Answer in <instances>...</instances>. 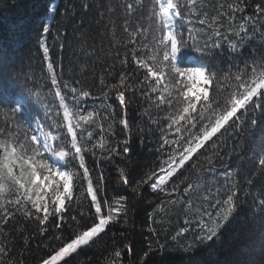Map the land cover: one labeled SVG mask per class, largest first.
Segmentation results:
<instances>
[{"label": "trees", "instance_id": "obj_1", "mask_svg": "<svg viewBox=\"0 0 264 264\" xmlns=\"http://www.w3.org/2000/svg\"><path fill=\"white\" fill-rule=\"evenodd\" d=\"M126 3H133L137 10L126 15L121 6ZM180 3L183 5L185 0ZM52 4L56 6L55 12L49 13ZM229 4L241 10L233 12L228 9ZM155 10L158 11V6ZM151 11L152 0H142V6L136 5V0H0V58L14 68L7 77L9 86L0 96V139L11 142L27 136L30 142L39 121L45 132L59 137L52 141L53 147L70 151L63 165L74 174L71 198L65 197L58 214L49 192V218L44 224L36 218L42 219L44 212L35 213L30 204L27 207L32 216L17 211L19 206L5 204L13 215L5 220L0 212V247L6 248L0 254V264H42L60 247L98 223L99 216L87 192L89 180L97 200L103 204V214L107 215L109 205L121 207L116 203L121 198H124V211L112 213L117 218L103 232L57 264H262L264 212L255 204L264 198L257 191L264 185V178L256 172L259 143L264 139V117L258 115L255 128L242 123L243 117L237 121L238 126H230V121L225 125L227 131L221 129L205 142L204 148L182 168L173 165L177 171L163 186L165 191L154 190L153 181L141 183L151 172L165 174L159 168L169 160L173 149L179 159L180 149L164 144L162 136L174 140L188 135L183 128L181 133L167 129L169 115L178 111L175 102L173 107L168 105L167 100L172 97L167 92L163 93L164 102H160L158 97L164 85L152 92L148 85L155 86V78L149 76L145 81L148 71L136 62L147 60L155 51L153 37L160 36L156 29L161 22ZM181 11L191 20V23L178 21L189 45L212 43L208 34L214 29L201 25L198 17L204 14L208 19L218 17V23L223 25L220 31L229 40H221L219 48H210L203 61L218 77L229 70L236 73L253 59L264 58V0H197L192 10L196 14H190L187 6ZM48 16L53 19L48 20ZM228 16H232L231 21ZM125 21H128L127 32ZM45 23L50 25L48 33L42 31ZM241 23H245L247 36L233 50L230 42H238V38L226 33V29L231 26L233 31H238ZM138 28L140 31L135 36L129 34ZM41 42L49 49L47 57ZM197 55L191 48L186 50L185 62L194 65L195 61L187 59ZM50 62L64 102L79 109L83 92H89L88 109L94 116L75 129L89 172L87 178L83 176L79 157L73 159L63 107L60 97L55 95L57 86L52 85V73L47 67ZM122 74L125 85L130 86L125 90L124 105H120L117 89L112 87L118 85L124 90L120 85ZM219 83L228 85L230 81L221 79ZM214 94L215 84L210 97ZM21 96L25 100L23 111L14 115L11 109ZM200 108L198 104V111ZM190 115L197 117V113ZM161 128L165 129L164 133ZM88 132L92 133L91 137ZM122 169L128 184L121 176ZM253 177V185L249 186L247 181ZM138 184L140 187L133 192ZM188 184L192 187L185 191ZM176 185L179 190L172 192ZM230 189L239 197L235 212L213 241L201 242L197 237L202 212L198 210H208V205L217 200L222 202ZM205 196L209 198L207 201ZM253 197L257 198L255 202ZM189 246L191 250L184 252ZM117 251L120 256H116Z\"/></svg>", "mask_w": 264, "mask_h": 264}, {"label": "snow or ice", "instance_id": "obj_2", "mask_svg": "<svg viewBox=\"0 0 264 264\" xmlns=\"http://www.w3.org/2000/svg\"><path fill=\"white\" fill-rule=\"evenodd\" d=\"M136 5L142 6V0H136ZM196 5L197 0H185L183 5L180 0H152L151 15L158 17L161 22L156 29V31L160 32V36L158 39L153 37L155 40V51L148 56L147 60L139 59L136 61L148 71L145 81L148 80L149 76L155 78V86L152 84L148 85L152 92H156L161 84L164 85L161 95L158 97L160 102H164V92H167L168 96L172 97V99L167 100L170 107H173L175 102V107L178 111L169 115L170 123L167 124V129H174L175 133H181L183 128V131L188 133L187 137L181 136L179 139L174 140H169L167 136H162L164 144L176 145V148L180 149L178 153L179 159L177 161L176 149H173L169 160L162 162L159 168V171L165 174L157 175V172H151L141 181V183L153 181L151 187L154 190L165 191L163 186L176 173L177 167L182 168L198 150L204 148L205 142L210 141L221 129H225V125H229L230 121L232 122L230 126H238L237 121H240L241 117H243L242 123L246 122L249 127L255 128L258 123V115L264 117V58L253 59L251 63L246 62L244 68L237 69L236 73H232L229 70L223 77H218L215 71L203 63L210 48H219L221 47V40H229V36L222 34L220 31L223 25L218 23V17L208 19L207 14L198 17V22L201 25H207V27L214 29L213 32L208 34L209 40H212L211 45L207 41H205L204 45L196 43L189 45L188 41L185 40L184 32L180 30L178 24V21L191 23V20L182 14L181 9L187 6L190 14H196L192 12ZM121 6L124 8L126 15H130L137 10L133 3H126ZM157 6L158 11L155 10ZM55 7V4H52L48 12L54 13ZM228 9L233 12L241 10L234 4H229ZM109 11H111V8H109ZM220 15L223 16L225 13H220ZM227 18L229 21L232 20V16ZM47 19L52 20L53 17L48 16ZM250 19L245 18L246 21ZM124 30L128 31V21H125ZM42 31L43 33H48L50 25L45 23ZM139 31L140 29L138 28L137 32L129 34L135 36ZM188 33L191 39V30H188ZM226 33H232L238 38V42H230L231 48L235 50L247 36L245 23H241L238 31H233L231 26H229L226 29ZM213 37L216 39H213ZM41 47L45 57H47L48 47L43 42H41ZM190 48L198 54L194 58V65L191 66L184 59L185 51ZM148 61H151V63ZM47 67L48 71L52 73V85L57 86L55 95L60 97V104L64 109L63 118L66 121L67 133L71 136V148L74 149L73 159L79 157L80 168H83V176L87 178L89 172L84 166L83 148L78 143L75 129L80 127V121L90 122L89 117L76 113L77 119L74 121L73 112L64 103V97L58 87L53 64L50 62ZM13 72L14 68L11 63L0 58V96L5 94L9 86L7 77ZM221 79L230 81V83L222 85L219 83ZM124 80L125 78L122 74L120 85L124 86V90H120L118 85L112 86L117 89L120 105L125 104V90L130 87L125 85ZM214 84L215 94L210 97V90ZM173 90L176 92L175 96H173ZM75 91L73 89V92ZM88 95L89 92H83V96L87 97ZM24 103L25 100L21 96L15 101V107L11 109L12 113L14 115L21 113ZM198 104L201 105L199 111L197 109ZM180 105H183V107L181 108ZM191 113H197L198 118L191 116ZM153 122L155 123L156 121L154 120ZM181 122L184 123L182 124ZM123 123L127 124L126 121H123ZM197 124L200 125L198 129ZM43 128V124H37L34 130L36 134L30 136V142L27 136L23 140L17 137L11 142L0 139V212L3 213V219L5 220L13 215L5 207L6 203L14 208L19 206L16 208L17 211H22L26 216H32V211L27 207L30 204L31 209H34L35 213L44 212L42 219L39 216L36 217L39 223L44 224L49 218L48 194L50 191L53 197L52 203L55 205L54 211L57 214L64 207L65 197L71 198V185L74 174L66 170V165L58 163V161H65L71 153L63 147H60L59 150L53 147L50 140L55 141L59 137L54 136L50 131L44 132ZM194 129L196 131H193ZM225 130L227 131V129ZM164 131L165 129L161 128V132L164 133ZM88 136L91 137L92 133L88 132ZM163 146L161 145V147ZM259 148V167L256 172L261 178H264V139H261ZM125 151H127V148H125ZM49 156L56 158V160L48 159ZM165 165H167V169ZM173 165H177V167H173ZM121 176L124 183L128 184L127 174L123 169L121 170ZM154 177L155 179L153 180ZM254 179L255 177L248 179L247 183L249 186L253 185ZM139 187L140 184L133 188V192L137 191ZM191 187L192 185L188 184L185 191ZM235 187L233 185L232 189ZM232 189L226 193V199L222 202L217 200L215 205H208L209 208H216L215 215L207 209L198 210L202 212L200 235L197 237L201 242L213 241L235 212L237 207L236 200L239 197L236 196V192ZM177 190H179V185L172 188V192ZM257 191L261 197H264V185ZM87 192L91 195L95 212L99 216V222L90 229L83 231L82 235H78L71 242L60 247L54 255L45 259L42 264H57L58 261L75 252L79 246L88 244L93 237L104 231L107 224L117 218L112 213L119 214L124 211L122 206L124 198H121V200L116 201L121 207L113 208L109 205L107 215L103 214V204L97 200L91 180L88 181ZM13 194H15L14 198L6 199V197H10ZM208 199L207 196L204 197V200L207 201ZM256 199V197H253L254 202ZM189 206H191V202H189ZM255 207L264 212V198H260ZM203 217H207V220H204ZM177 235L180 234L178 233ZM190 250L191 246L183 249L184 252H189ZM5 252L6 248L0 247V254ZM120 255L121 253L117 251L116 256ZM262 264H264V260H262Z\"/></svg>", "mask_w": 264, "mask_h": 264}, {"label": "rangeland", "instance_id": "obj_3", "mask_svg": "<svg viewBox=\"0 0 264 264\" xmlns=\"http://www.w3.org/2000/svg\"><path fill=\"white\" fill-rule=\"evenodd\" d=\"M83 98L81 99L82 101H78L79 104H81V108L79 109H74V107L70 104H68L67 102H64L66 105L69 106V110L73 112V119L74 121L77 119V116H76V113H79V115L81 116H88L89 117V120L94 116V112L91 111L90 109H88V101L87 99L89 98V96L85 97V96H82ZM63 112H64V109H63ZM91 114V115H89ZM79 123H85V121H80ZM37 124H40L38 121L36 122L35 124V128L36 129V126ZM43 131L45 132V128H43ZM33 134H36V132L34 131ZM50 143L52 144V141L50 140ZM52 160H56V158L54 157H51L49 156ZM61 162L62 164L64 163V161H58V163ZM215 203H213V205H215ZM215 208H209L208 211L212 212L213 215H215ZM200 218V225H201V218H202V214L199 216ZM204 220H207V217H203Z\"/></svg>", "mask_w": 264, "mask_h": 264}]
</instances>
